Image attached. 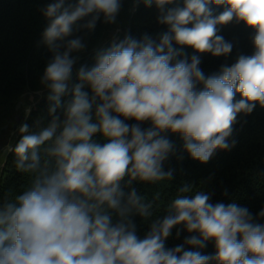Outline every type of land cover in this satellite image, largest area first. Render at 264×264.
Segmentation results:
<instances>
[{
	"label": "clouds",
	"instance_id": "1",
	"mask_svg": "<svg viewBox=\"0 0 264 264\" xmlns=\"http://www.w3.org/2000/svg\"><path fill=\"white\" fill-rule=\"evenodd\" d=\"M133 3L154 5L167 31L158 40L148 34L114 39L96 53L91 68L78 69L79 82L71 89L77 60L72 54L86 44L69 37L93 31L101 16L115 23L122 0H51L41 9L48 21L41 42L52 57L40 82L52 119L35 132L23 124L20 140L9 148L17 170L32 179L22 194L0 201V264H264V224L248 208L213 204L210 194L185 184L167 203L168 214L140 238L130 216H152L153 204L121 187L125 177L129 185L171 179L163 162L174 146L161 133L179 134L191 158L207 163L217 149L234 146L228 138L239 113L264 107V0ZM233 21L253 30L251 55H239L210 75L199 67V55L180 58L183 46L228 56L233 44L218 33ZM69 91L72 99L61 120L55 113ZM130 119L137 123H125ZM143 122L151 127L143 129ZM97 133L108 142H94ZM178 225L197 235L166 248ZM208 241L215 242L214 256L185 250V245L202 249Z\"/></svg>",
	"mask_w": 264,
	"mask_h": 264
},
{
	"label": "trees",
	"instance_id": "2",
	"mask_svg": "<svg viewBox=\"0 0 264 264\" xmlns=\"http://www.w3.org/2000/svg\"><path fill=\"white\" fill-rule=\"evenodd\" d=\"M50 2L51 0H0V143L3 141L2 136H5L6 124L16 130L11 141L3 142L5 148L15 147L21 138L19 128L23 124L28 125L30 132H35L46 127L52 119L49 115L50 103L47 100L46 89L30 106V112H24L22 109L20 113L16 108L18 101L21 107L25 104L24 94L44 89L40 81L52 53L41 42L42 32L48 23L41 9ZM222 10V7L216 8V14ZM157 16L158 10L154 5L146 8L143 4L135 6L133 0H122L115 23H105L101 16L93 31L82 29L74 32L73 37L69 39L82 37L86 48L72 54L77 60L73 66L71 80L68 82L69 89L79 82L76 76L78 69L81 66L91 68L96 62V53L109 47L114 39L119 41L126 34L140 39L144 34H148L158 40L160 34L167 31V26L159 24ZM219 27L218 34L233 44V50L228 56L199 54L191 47H182L174 43V47H182L183 55L180 58L186 56L190 61L193 55L200 56L199 67L205 75L219 72L222 65L231 66L239 55H251L254 52L252 29L242 22L235 21ZM114 30L115 35L110 37ZM84 90L91 97V89L86 86ZM239 98L237 95L236 99ZM71 99V91L61 98L62 107L55 113L61 120L64 119V108ZM94 113L95 105L92 110L93 116ZM125 123L133 125L137 121L130 119L125 120ZM140 126L147 129L151 124L143 122ZM161 135L169 139L174 146L173 151L163 162V170L172 172L171 179L157 183L133 181L129 185V178L125 177L121 182L125 193L135 189L144 197L145 202L153 204L152 216L144 218L135 212L130 216L136 225L138 237L143 238L155 220H162L168 214L167 203L185 184L210 194V202L213 204L235 202L248 208L255 221L264 224V217L259 216L264 210V107L257 104L251 113H239L232 135L228 138L230 144L235 142L234 146L229 150L217 149L207 163L191 158L184 149V142L179 134L164 132ZM93 141L101 145L108 142L101 133L95 134ZM1 159L3 163L0 168V201L7 202L22 194L30 185L32 177L17 170L13 151L8 149ZM113 216L115 221L117 219L115 213ZM191 235L197 234L189 233L183 225H178L171 230L165 246L169 249L175 248L184 244L185 239ZM185 250L200 251L201 254L212 256L216 253L214 241L206 242V247L202 249L185 245Z\"/></svg>",
	"mask_w": 264,
	"mask_h": 264
},
{
	"label": "rangeland",
	"instance_id": "3",
	"mask_svg": "<svg viewBox=\"0 0 264 264\" xmlns=\"http://www.w3.org/2000/svg\"><path fill=\"white\" fill-rule=\"evenodd\" d=\"M117 29V28H116ZM115 32L116 30H114L113 32H111V35L110 37H113L115 35ZM45 91V89H42V90H37V91H31L29 93H26L23 95V100L25 101V104L18 107V110L17 112H20L21 113V110L23 109L24 112H27V109L30 108V106L37 100V98L42 95V93ZM8 110H10V106L8 107ZM7 129H5V136H2V139L3 141L0 143V168L2 166V159H1V156L3 155L4 152L8 151L9 147H6L4 146V141H11L12 138H14V135L16 133V130L15 128H13V126L9 127L7 124H6V127ZM10 145V143H9ZM6 150V151H5ZM4 151V152H3Z\"/></svg>",
	"mask_w": 264,
	"mask_h": 264
},
{
	"label": "water",
	"instance_id": "4",
	"mask_svg": "<svg viewBox=\"0 0 264 264\" xmlns=\"http://www.w3.org/2000/svg\"><path fill=\"white\" fill-rule=\"evenodd\" d=\"M116 39H118V37H116ZM112 42H113V41H111L110 44H112ZM19 105H20V101L17 102V104H16V108H18ZM15 118L17 119V116H16V115H15Z\"/></svg>",
	"mask_w": 264,
	"mask_h": 264
},
{
	"label": "built area",
	"instance_id": "5",
	"mask_svg": "<svg viewBox=\"0 0 264 264\" xmlns=\"http://www.w3.org/2000/svg\"><path fill=\"white\" fill-rule=\"evenodd\" d=\"M9 146V145H8ZM9 148H10V146H9Z\"/></svg>",
	"mask_w": 264,
	"mask_h": 264
}]
</instances>
